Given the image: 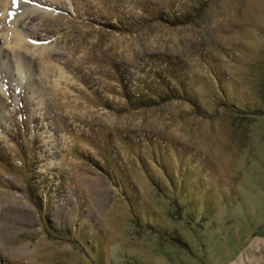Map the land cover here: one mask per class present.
Masks as SVG:
<instances>
[{
  "label": "rangeland",
  "instance_id": "rangeland-1",
  "mask_svg": "<svg viewBox=\"0 0 264 264\" xmlns=\"http://www.w3.org/2000/svg\"><path fill=\"white\" fill-rule=\"evenodd\" d=\"M11 2L0 264H264V0Z\"/></svg>",
  "mask_w": 264,
  "mask_h": 264
},
{
  "label": "bare ground",
  "instance_id": "bare-ground-1",
  "mask_svg": "<svg viewBox=\"0 0 264 264\" xmlns=\"http://www.w3.org/2000/svg\"><path fill=\"white\" fill-rule=\"evenodd\" d=\"M33 2H40V0H17V3L15 6H13L12 2L10 4V8L12 9V13L9 15V17H5V20L8 22L7 24L9 25V31L11 35H13L14 37H16L18 39V41H22L20 36L21 34H19L16 30V25L17 21L20 19V16H23L24 13H30V12H34V10L37 11V9L35 7H33ZM8 3V2H7ZM9 4V3H8ZM5 5V4H4ZM7 16V15H6ZM5 24V23H4ZM6 24V25H7ZM7 25V26H8ZM1 24H0V28H1ZM10 36V35H9Z\"/></svg>",
  "mask_w": 264,
  "mask_h": 264
},
{
  "label": "snow or ice",
  "instance_id": "snow-or-ice-1",
  "mask_svg": "<svg viewBox=\"0 0 264 264\" xmlns=\"http://www.w3.org/2000/svg\"><path fill=\"white\" fill-rule=\"evenodd\" d=\"M16 3H17V0H12V4H13V6H15ZM10 14H11V13H10ZM17 91H19V89H17Z\"/></svg>",
  "mask_w": 264,
  "mask_h": 264
},
{
  "label": "trees",
  "instance_id": "trees-1",
  "mask_svg": "<svg viewBox=\"0 0 264 264\" xmlns=\"http://www.w3.org/2000/svg\"><path fill=\"white\" fill-rule=\"evenodd\" d=\"M173 20V19H172Z\"/></svg>",
  "mask_w": 264,
  "mask_h": 264
}]
</instances>
